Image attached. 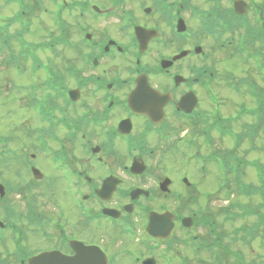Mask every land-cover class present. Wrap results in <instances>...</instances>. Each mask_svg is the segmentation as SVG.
<instances>
[{
    "label": "flooded vegetation",
    "instance_id": "af4514ba",
    "mask_svg": "<svg viewBox=\"0 0 264 264\" xmlns=\"http://www.w3.org/2000/svg\"><path fill=\"white\" fill-rule=\"evenodd\" d=\"M38 1L34 0L32 6L38 9L40 22ZM47 1L50 8L45 12L50 16L49 25H61L56 16L61 11H70L69 24L82 28L81 44L78 47L74 44V50L68 51L75 61L66 70L69 84L75 81L71 88L79 92L76 101H66V107L60 110L64 116L60 118L48 115L40 101L35 127L38 139L31 144L21 131L23 135L18 137L17 145L13 143L4 148L17 155L22 163L18 167H25L28 173L24 171L25 178L24 172H15V185L1 183L2 199L8 202L7 215L16 221L12 226L4 223L0 229L4 234H18L20 246L13 254L7 252L0 264H26L27 259L38 252L56 250L62 252L69 263L83 264L78 261L84 259L86 263L93 245L105 252L109 264H143L145 259H152L155 264H230L231 257L235 264H249L239 248L233 251L232 242H238L239 246L256 238L263 240L264 229L259 228L257 233H250L246 227L233 231L231 220L226 218L227 210L218 209L227 207L228 199L209 200L210 211H205L207 207L202 210L181 205L183 177L178 180L177 175H162L154 170L152 165L156 163L150 160L157 154V147L167 152L169 141L166 139L174 130L181 131V135L190 129L196 134L211 135L210 126L224 131L232 126L230 114L224 115L220 110L216 115L218 120L212 119L202 105L211 101L212 105L220 107L231 99L223 91L232 89L229 77L233 69L227 66L224 70L229 71L224 76L219 74L217 66L222 60L231 58L232 54H248L249 48L254 52L261 49L257 54H264V0ZM67 24L66 19L64 25ZM136 28L143 29L139 30V35ZM252 39L256 41L250 47L244 44ZM180 54L185 55L175 58ZM139 77L160 93L171 96L163 105V119L157 123L134 112L128 105V97ZM187 95L191 99L187 104L194 102L189 113L179 105L181 98ZM146 103L144 100L139 108ZM73 113L78 116L75 124L72 123ZM56 127L65 129L64 142L52 148L41 147V136L56 137ZM45 159L52 174L48 177L43 169ZM142 163L144 170L135 174ZM32 166L40 173L33 175ZM146 174L150 179L143 183L141 177ZM166 178L170 184L163 190L160 187ZM104 181L111 187L101 190ZM15 186L17 192L13 190ZM46 186L53 191L58 186L65 194H41V190L47 191ZM136 188L148 193L132 195ZM183 190L194 192L193 186L183 187ZM10 193L16 194L17 199L8 200ZM39 197L60 209L52 215L54 217L46 216ZM63 197L67 198V203L74 204L66 211L61 210L59 204ZM167 211L175 215L171 237L152 240L145 232L148 213ZM182 219L189 222L190 230L180 227ZM17 221H21L23 227L17 225ZM44 222L54 227H43ZM136 224L140 225L144 238L153 243L137 239L133 248L110 250L113 237L133 236L135 233L128 227ZM85 225L107 230L109 235L100 231L98 240L93 231L82 230ZM31 226L36 227L35 233L44 240L36 250L26 244L27 230ZM182 231L192 234V246L178 242L181 247L171 253L170 242L178 241L177 233ZM74 240L82 242L77 248L82 253L71 249ZM29 242L30 246L35 244L31 239Z\"/></svg>",
    "mask_w": 264,
    "mask_h": 264
},
{
    "label": "rangeland",
    "instance_id": "374dc122",
    "mask_svg": "<svg viewBox=\"0 0 264 264\" xmlns=\"http://www.w3.org/2000/svg\"><path fill=\"white\" fill-rule=\"evenodd\" d=\"M41 1L45 2L46 0H41ZM8 7H10V9L7 10ZM15 7L16 6L14 4H10L9 6H2V9L5 11L6 14H10V12H12ZM40 9L43 10L42 8H39V10ZM187 13L191 14L189 12ZM47 17L49 16H46L40 13L41 19L46 20ZM64 18L68 19L69 22L72 21L71 17L64 16ZM189 19L190 18H187V20ZM44 23L48 24L47 22H44ZM36 27L37 29H39V26H36ZM76 27L77 26H75L74 24H70L68 28V32L70 30H74ZM51 29H54V28L51 27ZM46 34H47L46 31L43 30V32L39 34L38 38L44 41L47 39ZM11 48H13L15 53L19 49L15 44H12ZM60 51L64 52V48L62 47ZM61 52L57 56H54V58L51 60L54 61L55 67L57 69H59L62 73H66V69L69 66V64L74 63L75 60L74 58L70 56V54H61ZM15 55H18V54H15ZM71 55L73 57L75 56V54H71ZM223 55L224 54H218V56H223ZM5 56L6 54H4V52H0V110L4 111V112L0 111V125H1L0 134L4 132L2 122H3V125L5 126V131H6L5 133L14 132L16 134H22V132H20L19 130L12 131V129L9 128V126H11L12 124H16L18 120H20L22 115L25 114V111H26L25 106L15 104L11 96L12 97L14 96L17 99H20L21 104L22 103L26 104L29 100V94H30L29 80H32L33 82L35 81L34 84L37 86L35 93L37 94V96H39L41 85H42L41 80L43 79V76L40 74H35V76L30 75L28 76L29 79L27 81L26 74L24 75V73H21L18 70H15L13 72V69H16V67L11 66L10 64L9 66L6 65L8 63H5V61H3V58H5ZM20 60H22L21 57H20ZM243 63H246V62L243 61ZM245 65H246L245 68H243L241 71L239 70L240 67H238L236 64L233 65V69H234L233 72L237 74L235 75V78L246 77L248 75V77L251 80L255 82H259L260 86H264L263 73L257 68L256 63L253 60H250V63H247ZM17 68L22 70V72H25V73L28 72V65L24 61L20 62ZM226 68L228 67L221 62L217 66L218 73L223 74L224 76L225 73L229 71V70H224ZM219 76L221 75H218V77ZM235 80L237 81L238 79H235ZM20 89H23V90H20ZM223 93H227V95H230L233 97L228 102L226 101V103L222 105L223 113H225L224 115L230 114V116H234L236 114L235 112L237 109V105L242 104V103L244 105H247L248 107L253 106L252 100L250 99L247 100L245 97L239 96L236 91H229V90L226 91L225 90L223 91ZM224 97L225 96L222 95L223 103L225 102ZM249 100L252 102H250ZM27 115L29 116L30 114H27ZM33 123L35 122L33 121ZM251 125H253L254 128L259 126V128L254 129L253 136L249 137L248 135H245V132L247 131L248 127ZM263 126H264V111H263L261 118L257 119V117H250L248 115H245L241 121L233 122L232 123V129L234 131L233 134L235 133L241 134L240 141L236 146H234L233 141L229 139L233 137L228 136V135H225L221 138L217 137L216 135L212 136V144L210 145V147L203 146V144H205L204 143L205 140L201 136L193 137V136H190V134L188 136H185L186 139H192L193 137L195 142L201 145V150H202L201 152L203 153V155H205L206 153H209V151H216V152L222 151V152H229L234 157L237 156L239 159H242L245 161V164L242 166V169H241L242 171H241L240 177L242 176L241 180L246 185L251 186L252 190H250V194H248L247 196L241 195L233 191L232 196H234L237 199V201H241V204H246L250 206L251 213L249 215H245V217L242 220L232 221L231 225L234 227L243 225V226H247L248 228H252L256 222L257 214L260 212H264V206L260 205L261 197H260L259 192L258 191L253 192L254 190H259L261 186L259 182V178H258L257 169L255 168L253 164H247V162L256 161L262 164L264 167V148L262 147L264 146V127ZM14 136L17 137L16 135ZM170 143L172 144L168 146L167 152H165L163 149H160V147H157V154L154 156L152 160H150L151 163L153 164L156 163L152 165L155 171L161 173L162 175L164 174H171L173 176L180 175L182 171L185 172V169L189 168L190 166L188 164L183 165L181 162V160L183 161L182 159L183 155L187 153L190 155H193L190 159V163H194L195 166L198 164V162L195 161L194 159L195 153L193 152L192 149L186 146L185 140L182 141L181 143V144H184L185 147L187 148L185 152H183V150L181 152L180 142L177 143L176 141L174 142L170 141ZM175 143H177V148H173V145ZM10 145L12 146L13 144H10ZM15 145L17 144L15 143ZM163 148H165V146ZM12 164H15L18 167L20 163L14 162ZM43 169L47 177L48 175L49 176L52 175L48 169V159H45V163L43 164ZM189 171L192 172L191 177L194 178L195 188H194V192H191L189 190H183V187H182L184 198L182 199V201L179 202L181 205L188 206L191 209L195 207H201L202 210H204L206 208V203L204 202L205 198L203 197L205 192L206 193L210 192L212 195L215 194L214 196H219V195H223L226 197L228 196V191H230V188L225 187V189H222L221 191L218 192L217 184H216L217 181L215 180L216 181L215 182L214 180L213 181L211 180V178L212 179L218 178L216 171L214 169H213L214 172L211 177L209 176L211 175L212 170L210 168L206 169V175H207L206 178H209L208 180H206V178L204 179L200 178L196 180L195 170L190 168ZM24 177L27 178V174L25 172H24ZM231 178L232 177H230V179ZM141 179L143 183H148L150 176L146 174L145 176L141 177ZM9 180L11 181H8V182L12 185L17 183L15 178H10ZM231 188L234 189V186ZM45 189L47 191L41 190L40 191L41 194L42 192H44L45 193L44 195L50 196L51 194H54V191L56 192V195L65 194L64 191H62L60 187H55L54 191L47 186L45 187ZM16 199H17L16 196L11 195V200H16ZM39 200L43 205V210L47 209V211L50 213V215H47V216L56 215L58 211V207H53L52 205H50L49 200H47L46 198L39 197ZM59 204L61 206V209H64V211L67 210L68 206L72 205V203H67V198L65 197L61 199V202ZM7 210L8 209L6 207L5 208L6 214H7ZM217 221L219 220L217 219ZM17 225L23 227V223L21 221H17ZM258 227L261 228V225H258ZM139 229H140V225L139 224L135 225V235L129 236V238L128 237L124 238V236L122 235L113 237L114 241H112L113 242L112 245L110 244V250L111 248H121V251H124L126 247L133 248L134 243L137 244L138 242L137 239H139L142 236ZM35 230H36V227H33V226H31L27 230L29 239L26 240V244L33 250H36L38 249V247H40V245L36 243L33 244L32 246L29 245L31 244L29 240L33 239V235L36 236V234H34ZM82 230L83 231L87 230L89 232L93 231L96 234V236L100 231L101 233H106L109 235L107 230H101L100 228L95 227V226H93V228L92 227L89 228L88 226L85 225L83 226ZM177 234L179 235V240L170 242L172 245L171 253H174L177 248L181 247L178 245V242L185 244V246H192V242L190 241V232L182 231V232H178ZM239 235H241V233H239ZM97 237L99 240V235ZM109 241L110 239L105 240L106 245L109 243ZM232 243H233L232 244L233 251L237 252L238 251L237 248H239L240 249L239 251L241 252L243 259L249 264H264V238L263 240L256 238L250 241L249 243L241 244L239 246L237 245L238 242L236 243L232 242ZM13 249H14V246L12 242L9 240V235L4 234L3 238L0 241V259L6 258L7 252L9 254H13L14 252ZM142 249L145 250L144 247H142ZM157 250L161 251L162 248H158ZM116 253H118V251L115 252V254ZM230 264H235L233 257H231L230 259Z\"/></svg>",
    "mask_w": 264,
    "mask_h": 264
},
{
    "label": "water",
    "instance_id": "95a60500",
    "mask_svg": "<svg viewBox=\"0 0 264 264\" xmlns=\"http://www.w3.org/2000/svg\"><path fill=\"white\" fill-rule=\"evenodd\" d=\"M150 228L153 229V226L150 225ZM38 260H39V258H36V259H33L32 262H34V263L39 262Z\"/></svg>",
    "mask_w": 264,
    "mask_h": 264
}]
</instances>
